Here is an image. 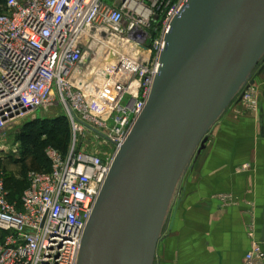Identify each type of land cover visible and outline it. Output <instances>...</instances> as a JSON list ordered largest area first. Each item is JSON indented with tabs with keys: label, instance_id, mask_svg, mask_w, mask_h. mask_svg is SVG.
<instances>
[{
	"label": "built area",
	"instance_id": "2783aa9c",
	"mask_svg": "<svg viewBox=\"0 0 264 264\" xmlns=\"http://www.w3.org/2000/svg\"><path fill=\"white\" fill-rule=\"evenodd\" d=\"M173 1L0 0V159L11 150L7 126L38 119L39 110L61 107L72 129L67 151L48 146L50 170H30L17 200L0 168V264H78L98 198L186 3ZM249 236L243 264H264L253 228Z\"/></svg>",
	"mask_w": 264,
	"mask_h": 264
},
{
	"label": "water",
	"instance_id": "95a60500",
	"mask_svg": "<svg viewBox=\"0 0 264 264\" xmlns=\"http://www.w3.org/2000/svg\"><path fill=\"white\" fill-rule=\"evenodd\" d=\"M264 57V0H186L78 264H154L180 182Z\"/></svg>",
	"mask_w": 264,
	"mask_h": 264
},
{
	"label": "crops",
	"instance_id": "0c3cea01",
	"mask_svg": "<svg viewBox=\"0 0 264 264\" xmlns=\"http://www.w3.org/2000/svg\"><path fill=\"white\" fill-rule=\"evenodd\" d=\"M220 193L237 204L222 208ZM174 207L158 264H243L251 218L264 248V104L254 113L233 101L184 174Z\"/></svg>",
	"mask_w": 264,
	"mask_h": 264
},
{
	"label": "rangeland",
	"instance_id": "374dc122",
	"mask_svg": "<svg viewBox=\"0 0 264 264\" xmlns=\"http://www.w3.org/2000/svg\"><path fill=\"white\" fill-rule=\"evenodd\" d=\"M178 1L174 0L172 6ZM126 78L124 84L131 86L133 84L131 75ZM133 90L136 91V81ZM244 92L248 94L246 98L245 96H243L244 98H239L238 96L235 102L238 101V104H244L248 110L258 113L260 105L264 104V57L247 82ZM249 100H252L255 104L251 106ZM52 110L56 112H52ZM52 110L50 112L39 110L37 112L38 119L30 120L31 117L29 116L27 119L15 121L5 129L7 145L11 150L9 153L2 154L3 158L0 159V168L4 169L11 176L9 181V188L11 190L10 200L18 199L24 188L27 173L30 170L48 171L49 163L45 155V149L48 146H53L62 152H66L68 149L72 138L70 122L64 116L61 107H55ZM13 148H16L17 152H14ZM216 197L222 208L227 209L237 204V197L230 193H220ZM223 197L226 198L225 201L222 200ZM178 201L180 200L178 199ZM174 204L175 202L171 207L164 226L163 237L166 235L169 227L172 226L170 224L174 219L176 211ZM261 222L264 223V220H261ZM255 226V220L251 218L247 224V236L250 242L249 231L253 228L256 232ZM256 236L259 240L257 232ZM155 259L157 260L156 257ZM156 260L154 264H158Z\"/></svg>",
	"mask_w": 264,
	"mask_h": 264
},
{
	"label": "trees",
	"instance_id": "16d2710c",
	"mask_svg": "<svg viewBox=\"0 0 264 264\" xmlns=\"http://www.w3.org/2000/svg\"><path fill=\"white\" fill-rule=\"evenodd\" d=\"M47 160H48V159H47ZM48 163H49V169H48V170H50V162L48 161ZM10 178H11L10 174L7 173V187H8L9 190H10V188H9V181H10ZM26 186H27V179H26V182H25L24 188L22 189V191H21L20 194H22V192H23V190L25 189ZM10 193H11V190H10Z\"/></svg>",
	"mask_w": 264,
	"mask_h": 264
}]
</instances>
